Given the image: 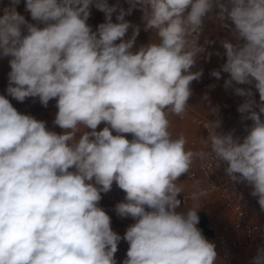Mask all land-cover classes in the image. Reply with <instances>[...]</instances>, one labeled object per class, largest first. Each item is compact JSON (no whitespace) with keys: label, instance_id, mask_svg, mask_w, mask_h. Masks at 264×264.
<instances>
[{"label":"clouds","instance_id":"9594fccd","mask_svg":"<svg viewBox=\"0 0 264 264\" xmlns=\"http://www.w3.org/2000/svg\"><path fill=\"white\" fill-rule=\"evenodd\" d=\"M127 2L125 10L108 0H25L33 24L16 11L20 0H11L0 16V55L11 57L7 94L44 107L55 98L54 124L63 130H48L0 95V264H116L122 237L98 206L114 182L126 193L117 215L136 221L123 236L122 264H217L215 245L197 224L208 192L201 184L222 161L264 210V0ZM90 6L105 14L95 31ZM135 8L154 38L133 51L140 28L125 16ZM206 19L231 37L221 41L226 62L211 75L228 73L225 88L254 84L261 103L250 88L234 87L245 97L238 111L253 122L247 134L218 132L221 121L206 119L208 136L193 150L183 133L173 136L171 118L187 113L190 85L202 76L191 69L213 43L199 42ZM197 160L210 171L186 195L180 178L191 176ZM180 193L186 213L177 211ZM252 264H264V248Z\"/></svg>","mask_w":264,"mask_h":264},{"label":"rangeland","instance_id":"374dc122","mask_svg":"<svg viewBox=\"0 0 264 264\" xmlns=\"http://www.w3.org/2000/svg\"><path fill=\"white\" fill-rule=\"evenodd\" d=\"M108 4L111 5H119V7L127 10L130 5L127 0H108ZM11 6V0H0V16H3L4 8ZM119 7L117 12L113 13L112 21L115 23L116 16L119 12ZM16 11L23 15L25 19L29 23L36 24V21L31 19L30 13L25 9V0H20V3L16 6ZM91 15L87 21V23L92 27L93 31H95L99 24L105 22V14L100 10L96 9L94 6H90ZM142 11L139 8L133 9L130 15L125 16V20L130 22L133 26H138L140 28V32L138 37L136 38L135 45L133 51L138 49L140 46L150 43L154 38V33L149 30H144V21L142 20ZM230 23V22H229ZM39 27H43L44 25L39 24ZM133 29L130 27L128 32L126 33L124 39H128L132 35ZM23 34H26L24 32ZM205 38L213 43L206 45V51L202 53L198 58L196 65L191 69L192 72L198 71L202 69V76L199 80H194L190 87L192 90V96L189 98V104L193 111L200 114L201 116L209 119L215 120L219 119L221 121L222 128H227L229 126L241 127L244 123L250 121L248 119H244L242 114L238 111V106L244 102L245 97H241L235 94L234 87H242V88H250L253 92L254 99L257 104L261 103L259 100V93L255 89L253 85H233V87L225 88V80L229 79V74L221 71V76L219 79L212 76L211 73L214 70H221L222 65L226 62V56L224 55L225 49L222 46L221 41L224 39H231L228 29L220 26L218 21H213L211 19H206L204 24V30L200 36V43L204 44ZM119 43V41H117ZM212 53L210 57H208V53ZM216 53H220L217 55ZM207 57V58H206ZM5 58L11 59V57H4L0 55V81L4 79V93H0V95H4L13 107L17 109L21 114L31 115L37 120H41L46 122V127L50 131H54L57 134H62L63 130L54 124V119L58 109L56 108V99H52L49 101L48 106L44 107L38 98H26L25 101L19 102L9 96L7 94V87L9 85L8 74L11 71L9 60ZM3 72V77H1ZM205 95L207 99H205ZM225 100L230 102L233 107V114L230 118H225L221 112L217 111L216 113H211L210 109L214 108L213 104L216 101ZM30 106V107H29ZM32 106V108H31ZM33 106H35L33 108ZM256 111H259L258 108ZM264 116V114H262ZM172 126L170 131L173 136L176 137L179 134L183 133L187 141H194L197 144H200V137H202L201 129L190 123L188 119L180 120L177 117H172ZM105 123H101L97 127V131L101 128H104ZM88 131H91L88 129ZM116 133L114 132V135ZM80 133H77V137H79ZM125 138H128L129 134H123ZM212 197H216L215 195H211ZM217 198V197H216ZM218 199V198H217ZM218 205L220 208L223 206L219 202ZM246 206L248 207L250 213L255 216L259 221L264 222V210H261L258 200L256 197L251 196L250 194L246 196ZM226 219V223L231 221L230 213L224 215Z\"/></svg>","mask_w":264,"mask_h":264},{"label":"built area","instance_id":"2783aa9c","mask_svg":"<svg viewBox=\"0 0 264 264\" xmlns=\"http://www.w3.org/2000/svg\"><path fill=\"white\" fill-rule=\"evenodd\" d=\"M188 105L190 106L189 100ZM213 107L221 112L227 119L232 116L234 110L233 105L225 100L216 101L213 104ZM177 118L180 120L188 119L190 123L201 129L202 138H207L208 132L202 126L207 118L193 111L191 107H189L183 118ZM261 118L264 119V116H261ZM252 123L253 122L250 120L244 123L241 127H220L217 131L221 133L232 132L234 136L240 137L242 140ZM102 129L103 128L100 130ZM127 139L131 140L132 135L129 134ZM187 147L193 150H198L201 148V144L189 141ZM200 165L201 162L197 160L193 166L191 176L187 177L185 175L180 179L192 184L195 180H201L202 182L206 181V176L210 171L208 162H204L205 166L203 168H201ZM227 166V163L223 161L220 163L219 168L214 166L207 177V184L202 183L201 187L208 189L205 197L215 195L219 199L223 208L230 213L231 221L222 225L218 229H215L209 224L206 227V230L212 234L216 241L218 257L220 260L227 264H252L253 257L256 256L257 250L264 248V222L259 221L253 216L246 206V196L251 193L252 187L246 182L239 183L232 181L225 172ZM207 185L214 186L215 191L208 188ZM185 194L180 193L177 197L181 201V207L187 205ZM125 195L126 193L114 182L110 191L107 193H101L102 199L98 205L99 207L104 205L107 208L106 213L111 218V228L121 237L123 232L129 227L132 219L131 217L122 218L118 216L115 211V206L120 202H124ZM256 199L258 200L257 197ZM126 249L127 246L122 237L118 243V250L123 251Z\"/></svg>","mask_w":264,"mask_h":264},{"label":"crops","instance_id":"0c3cea01","mask_svg":"<svg viewBox=\"0 0 264 264\" xmlns=\"http://www.w3.org/2000/svg\"><path fill=\"white\" fill-rule=\"evenodd\" d=\"M6 60H10L8 58H5ZM2 75L1 77H3V72H1ZM4 79H1L0 81V93H4V84H3ZM4 96V95H3ZM30 107V106H29ZM35 106H33L34 108ZM32 108V106H31ZM181 180V179H180ZM184 183L185 186V193L187 194L190 190V186L192 185V183L181 180ZM203 203L202 207L200 208V210L198 211V216H199V223L197 224V227L200 228L203 236L209 241L212 242L215 245V250L217 252V264H227L224 261L220 260V258L218 257V250H217V244L216 241L214 239V237L212 236L211 233L207 232L206 227L210 224L212 225L215 229L220 228L222 225L226 224V219L224 218V215H227V213H229L226 209L223 210L222 207L220 208V206L218 205V199L216 197H212V196H207V197H202V201ZM189 204L191 203L190 201L188 202ZM101 208L106 212L107 208L103 205L101 206ZM188 209V204L185 207H181L179 206V208H177L178 212H186ZM231 217V216H230ZM136 221L132 218L130 225H133ZM126 230L123 232L122 237L124 236ZM124 243L127 246L126 250L120 251L118 250L115 253V260H116V264H122L123 260L127 258V250L129 248V244L127 241L124 240Z\"/></svg>","mask_w":264,"mask_h":264}]
</instances>
